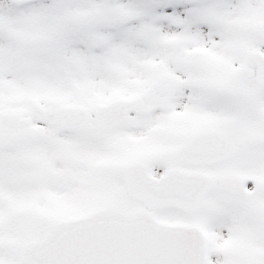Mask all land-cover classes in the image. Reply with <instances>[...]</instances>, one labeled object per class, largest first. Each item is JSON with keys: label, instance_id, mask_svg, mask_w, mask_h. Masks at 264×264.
Listing matches in <instances>:
<instances>
[{"label": "snow or ice", "instance_id": "obj_1", "mask_svg": "<svg viewBox=\"0 0 264 264\" xmlns=\"http://www.w3.org/2000/svg\"><path fill=\"white\" fill-rule=\"evenodd\" d=\"M0 264H264V0H0Z\"/></svg>", "mask_w": 264, "mask_h": 264}]
</instances>
